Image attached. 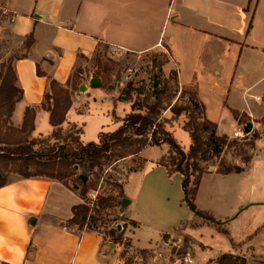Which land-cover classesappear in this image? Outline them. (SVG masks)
I'll return each mask as SVG.
<instances>
[{"label":"crops","instance_id":"obj_1","mask_svg":"<svg viewBox=\"0 0 264 264\" xmlns=\"http://www.w3.org/2000/svg\"><path fill=\"white\" fill-rule=\"evenodd\" d=\"M0 4L7 10L0 16V43L6 40L18 48L12 63L23 90L11 125L22 129L27 108H35L32 137L48 136L54 129L50 113L42 108L50 89L48 77L67 86L80 60L102 46L136 54L159 50L167 57L161 66L164 75L176 72L182 88H195L204 119L217 124L218 136H231L243 125L235 120L233 130L223 131L211 111L230 108L252 119L264 118V0H0ZM30 34L34 40L28 49L25 41ZM88 89L94 103L105 98L102 87ZM255 104L262 106L261 114ZM75 106L64 126L76 123L84 129L80 119L88 112ZM182 118L178 125L183 128ZM191 144L189 133L187 144L181 146L188 150ZM168 147L162 142L144 148L139 154L143 165L123 182L130 199L125 213L136 223L126 233L134 249L151 250L190 223L199 224L201 238L208 228L203 218L180 204L183 175L169 176L156 164ZM210 168L201 177L197 206L228 231L227 253L234 254L236 245H242L250 251L246 264H264V138L254 142V152L241 171L223 174L218 166ZM83 201L80 188L71 181L7 174V184L0 187V264H123L120 247L102 233L66 226L74 206ZM151 235L159 240L152 243ZM142 237L146 244L137 246ZM205 244L206 249L211 247Z\"/></svg>","mask_w":264,"mask_h":264},{"label":"rangeland","instance_id":"obj_2","mask_svg":"<svg viewBox=\"0 0 264 264\" xmlns=\"http://www.w3.org/2000/svg\"><path fill=\"white\" fill-rule=\"evenodd\" d=\"M17 49L16 47L11 48V44L6 40L0 43V82L2 81V75L7 72V66L12 64L14 58L18 56ZM166 59L167 57L159 50H149L142 54H136L130 51L120 52L102 46L90 57L80 60L72 82L66 88L67 91L58 89V94L62 107L70 104L69 110H71L76 105V109L88 112L80 119L85 122V133L82 138L86 143L97 142L101 132L116 130L123 123L126 114L131 111L133 102H137L143 106L142 112L147 111L146 107L160 103L162 113L159 119L165 123V128L168 131H172L180 145L187 144L189 133L184 129V126L183 128L179 127L178 120L180 116H183V121L180 123H189L190 127L196 128L204 122V109L202 107L195 109L191 102L192 98L195 97L193 86L182 88L176 79V72L164 75L161 66ZM96 76L101 81L99 86L105 90V98L99 101L95 99L94 103L92 96L87 95V93L89 91L88 87H92V78ZM155 78L158 80V87L154 86ZM247 81L246 79L242 82L245 84ZM129 82H133L135 87L141 89L140 94L136 91L132 93V100H128L127 95L124 93V88ZM243 83L240 84L239 89L242 88ZM82 84L87 86L85 90L80 89ZM254 108L257 114L262 113L263 108L261 105L255 104ZM173 110L180 111L181 114L175 115ZM210 115L220 121L221 130L231 131L234 129L235 119L230 108L225 111H211ZM243 119L245 123H253V132L242 139H235L232 135H227L228 140L219 156H211L207 161H199L204 169H211V166H218V170L225 167H243L244 163L249 160L254 152V142L264 138V118L252 119L250 117V119H247L244 117ZM10 134L16 133L11 131ZM21 135L26 136L27 131H23ZM206 135V133H203L204 138ZM167 146L169 145L167 144ZM138 147V144L133 145L129 148V152L135 151ZM162 147L164 146L156 147L153 152L159 151ZM188 150L184 149L186 152ZM151 151L150 149V153ZM129 152L119 148L116 150L115 156L106 162L105 167L108 169L95 171L90 176L88 183L96 191L93 192L90 189L89 198L95 199L96 195L118 194L120 191L119 184L126 180L131 171L143 165V161L138 154L129 155ZM168 162L170 163V161ZM190 162L192 163L193 160H190ZM0 169L5 174H18L16 172L18 165L13 162H0ZM31 170L35 172L36 168L32 167ZM70 181L80 188L81 183L79 181ZM180 188L182 191L180 204L191 210L184 201L185 194L182 185ZM90 193L91 196H89ZM97 216V222L91 224V227L120 247L123 264H172L188 253L193 257L195 264H218L216 262L217 258L229 252L230 249L229 237L222 232L225 229L220 225L209 223L204 218L202 221L208 224V228L202 231L203 238L199 234V224L190 223L165 236L164 241L156 243L151 250H139L132 248L130 238L126 234L129 229L135 226V223L127 218L124 205L111 202L110 206L101 209ZM150 238L153 239L152 243L159 240L155 235H151ZM143 239L142 237L137 246L142 247L146 244ZM205 243H208L211 247L206 249L207 245ZM235 249V256L245 257L247 260V254L250 252L247 247L236 245Z\"/></svg>","mask_w":264,"mask_h":264},{"label":"trees","instance_id":"obj_3","mask_svg":"<svg viewBox=\"0 0 264 264\" xmlns=\"http://www.w3.org/2000/svg\"><path fill=\"white\" fill-rule=\"evenodd\" d=\"M251 26L250 23L249 29ZM33 40V36L30 34L25 41L26 48L31 47ZM38 74L46 76L39 69ZM48 78L50 79V89L44 96L42 108L50 113V123L54 129L48 136L32 137L36 116L35 108H27L22 129H16L11 125L14 106L22 99L23 90L18 86V77L13 63L7 66V72L2 75L0 85V162L16 163L18 165L16 172L23 177L45 176L65 183L70 180L79 181L81 183L80 194L84 201L74 206L73 217L66 223L68 228L75 229L77 227L79 231L86 228L93 229L91 224L97 222V214L99 215L101 209L109 207L111 202L124 205L123 200L126 198L123 183L119 184L120 191L117 195H97L95 200L89 198L88 193L90 189L94 190L93 186L88 182L83 184L79 178L80 174L90 178L95 171H104L107 168L105 167L106 162L115 156L116 150L119 148L129 152V148L138 144L139 147L135 151L129 152V155H139L147 146L160 145L162 142L169 145V150L156 164L165 167L169 176L176 172L181 173L183 175L184 201L191 210L209 223L217 226L221 224L209 212L201 210L196 204L198 187L205 172L199 161H207L211 156H219L228 140L227 135L218 136L216 134V123L204 119V122L196 128H192L189 123H186L184 129L190 133L192 138V144L186 152L176 141L173 133L165 128V123L159 119L162 113L160 103L146 107L147 111L142 112L143 106L133 102L131 111L126 114L123 123L116 130L101 132L97 142L86 143L82 139L83 126L76 123L64 126L71 105L61 106L58 89L67 91L66 88L72 82L73 76L67 86ZM94 87H99V85ZM134 91L141 93V89L135 87L133 82L127 83L124 93L128 100H132ZM191 102L195 109L201 107L196 96L192 98ZM231 110L234 119L239 124H247L243 118L250 119V116L236 109ZM173 112L175 115L181 114L177 110H173ZM22 130L27 131L26 136L20 135ZM11 131L20 134L11 135ZM203 133L207 134L205 138ZM190 160L193 162L191 163ZM32 167L36 168L35 172L31 170ZM241 170V167H225L219 172L227 174ZM6 184L7 174L0 169V187ZM222 232L228 234L226 230ZM216 262L218 264H246L247 260L245 257H237L233 253H224L217 258Z\"/></svg>","mask_w":264,"mask_h":264},{"label":"built area","instance_id":"obj_4","mask_svg":"<svg viewBox=\"0 0 264 264\" xmlns=\"http://www.w3.org/2000/svg\"><path fill=\"white\" fill-rule=\"evenodd\" d=\"M1 5V4H0ZM0 16H2V15H4V14H7V10L6 9H2L1 7H0ZM10 21H14V18L13 17H10ZM160 44V46H162L161 44L162 43H159ZM163 47V46H162ZM155 127V126H154ZM249 134H251V132L250 133H246L245 132V126L243 125V126H240V127H238L237 129H236V131L233 133V138H235V139H242V138H245L246 136H248ZM263 137H264V135H263ZM93 192H95L96 190H92ZM96 194H98L97 192H96ZM94 196V195H93ZM97 196V195H96ZM96 196H95V199H96ZM94 199V200H95ZM172 264H195V262H194V259H193V257L191 256V254L190 253H188L187 255H185V256H183V257H181V258H178L176 261H174Z\"/></svg>","mask_w":264,"mask_h":264},{"label":"water","instance_id":"obj_5","mask_svg":"<svg viewBox=\"0 0 264 264\" xmlns=\"http://www.w3.org/2000/svg\"><path fill=\"white\" fill-rule=\"evenodd\" d=\"M100 82H101L100 79H99L98 77H95V78H92L91 85H92V87H94V86L99 85ZM158 85H159L158 80L155 78L154 86H155V87H158ZM86 88H87V86H86L85 84H82V85L80 86V89H81V90H85ZM252 126H253V125H252V122H248V123L245 125V132H246V133H250V132H252ZM79 178H80V180L82 181L83 184H86V183L88 182V180H89V177L86 176V175H83V174H80V175H79ZM76 187L78 188L77 185H76ZM123 202H124V206L126 207V206H128V205L130 204V199L125 198V199L123 200Z\"/></svg>","mask_w":264,"mask_h":264}]
</instances>
